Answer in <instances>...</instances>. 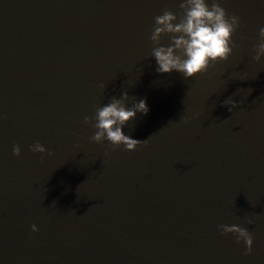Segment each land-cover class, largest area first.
<instances>
[{"label": "water", "instance_id": "water-1", "mask_svg": "<svg viewBox=\"0 0 264 264\" xmlns=\"http://www.w3.org/2000/svg\"><path fill=\"white\" fill-rule=\"evenodd\" d=\"M180 2L0 0V264H264V0H222L233 53L193 79L151 57ZM123 92L150 108L124 128L147 140L133 152L84 122Z\"/></svg>", "mask_w": 264, "mask_h": 264}, {"label": "clouds", "instance_id": "clouds-1", "mask_svg": "<svg viewBox=\"0 0 264 264\" xmlns=\"http://www.w3.org/2000/svg\"><path fill=\"white\" fill-rule=\"evenodd\" d=\"M222 0H181L182 13L178 16L165 10L155 17L151 32V42L154 45L151 57L156 62L158 74H181L185 79H193L206 73L212 64L227 61L233 53L235 44L233 35L240 28V18L229 16L221 6ZM167 37L169 43H161ZM253 59L260 63L264 61V26L259 28L258 43L254 48ZM105 88L104 84L100 85ZM224 106L229 112L239 105L228 98ZM150 108L146 99L130 97L127 92L120 98L113 97L109 103L96 108L91 118L85 116L84 122L95 129L91 141L97 144L107 141L114 148L123 146L127 152H133L141 146H147V140L141 141L125 134L124 128L137 118V114L147 116ZM30 150L33 153L45 154L47 149L40 143H35ZM16 157L21 156L19 146L13 147ZM248 224H255L256 217L247 219ZM220 231L225 235H235L237 242L246 245V254H251L254 240L250 232L236 225H220ZM32 232H38L35 224Z\"/></svg>", "mask_w": 264, "mask_h": 264}]
</instances>
